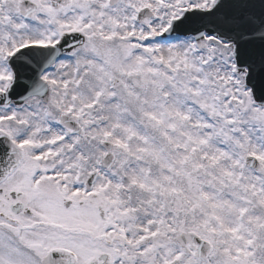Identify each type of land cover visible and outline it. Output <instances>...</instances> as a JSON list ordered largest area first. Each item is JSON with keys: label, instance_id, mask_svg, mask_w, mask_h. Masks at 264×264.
<instances>
[{"label": "snow or ice", "instance_id": "snow-or-ice-1", "mask_svg": "<svg viewBox=\"0 0 264 264\" xmlns=\"http://www.w3.org/2000/svg\"><path fill=\"white\" fill-rule=\"evenodd\" d=\"M0 264H264V0H0Z\"/></svg>", "mask_w": 264, "mask_h": 264}]
</instances>
